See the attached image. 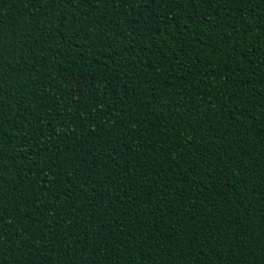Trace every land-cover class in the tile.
<instances>
[{
    "label": "trees",
    "instance_id": "trees-1",
    "mask_svg": "<svg viewBox=\"0 0 264 264\" xmlns=\"http://www.w3.org/2000/svg\"><path fill=\"white\" fill-rule=\"evenodd\" d=\"M0 264H264V0H0Z\"/></svg>",
    "mask_w": 264,
    "mask_h": 264
}]
</instances>
